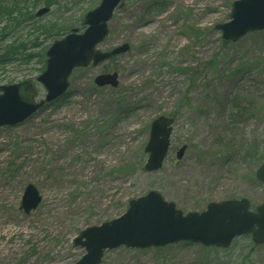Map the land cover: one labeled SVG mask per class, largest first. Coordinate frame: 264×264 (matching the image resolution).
I'll return each mask as SVG.
<instances>
[{
  "label": "rangeland",
  "instance_id": "obj_1",
  "mask_svg": "<svg viewBox=\"0 0 264 264\" xmlns=\"http://www.w3.org/2000/svg\"><path fill=\"white\" fill-rule=\"evenodd\" d=\"M235 1L123 0L99 49L127 43L130 52L75 70L64 97L0 128V264H75L86 254L74 245L84 230L120 218L151 191L184 214L227 200L247 199L253 211L264 204L256 177L264 163V30L224 41L216 26L231 21ZM20 2L27 15L18 24L0 19V55L12 48L16 57L0 64V86L32 80L40 102L46 53L72 30L83 32L102 0ZM114 72L118 88L94 85ZM159 116L175 119L171 149L160 171L146 173ZM29 184L42 203L26 215ZM102 264H264V246L245 236L228 250L120 247L105 251Z\"/></svg>",
  "mask_w": 264,
  "mask_h": 264
},
{
  "label": "water",
  "instance_id": "obj_2",
  "mask_svg": "<svg viewBox=\"0 0 264 264\" xmlns=\"http://www.w3.org/2000/svg\"><path fill=\"white\" fill-rule=\"evenodd\" d=\"M122 0H103L84 20V33L73 30L62 40L56 41L47 52V67L38 77L47 91L46 98L36 103L37 88L32 81L0 86V128L24 123L46 104L61 98L69 88V78L79 68L98 67L113 57L127 54L129 44H122L111 51L102 52L98 47L109 36V22ZM49 12L39 10L38 17ZM231 21L216 26L226 42H238L249 33L264 30V0H238L231 7ZM94 83L99 88L119 86L118 73L98 75ZM175 121L161 116L151 124L150 137L145 148L149 155L145 165L148 173L162 169L171 146ZM187 151L183 146L176 155L181 161ZM264 183V164L257 172ZM42 202L38 189L29 184L24 192L21 210L27 215ZM246 199L211 203L202 213L184 215L173 203L163 199L157 191L131 200L127 212L118 219L101 226L84 230L75 245L86 251L76 264H101L104 252L122 246L131 249L160 248L180 242H191L204 247L228 249L233 241L251 235L258 246L264 245V204L256 212L250 211Z\"/></svg>",
  "mask_w": 264,
  "mask_h": 264
},
{
  "label": "trees",
  "instance_id": "obj_3",
  "mask_svg": "<svg viewBox=\"0 0 264 264\" xmlns=\"http://www.w3.org/2000/svg\"><path fill=\"white\" fill-rule=\"evenodd\" d=\"M9 2V4L7 3ZM21 2L20 0H0V19L4 16L8 17L9 19L13 20L15 23H19V20L23 17L25 18V15H27L26 12H23L24 10L21 8ZM17 13L20 15L18 19L14 18V14ZM8 36V34H7ZM12 48L6 49V52H3L2 55H0V64L3 65V63L9 61L10 59H15V54L11 53Z\"/></svg>",
  "mask_w": 264,
  "mask_h": 264
}]
</instances>
